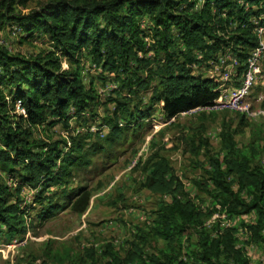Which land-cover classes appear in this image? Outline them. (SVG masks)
<instances>
[{
    "label": "trees",
    "instance_id": "trees-1",
    "mask_svg": "<svg viewBox=\"0 0 264 264\" xmlns=\"http://www.w3.org/2000/svg\"><path fill=\"white\" fill-rule=\"evenodd\" d=\"M27 1L0 0V26L5 21L17 24L25 37L43 33L48 36L50 48L23 55L0 44V171L17 172L19 178L14 200H10L11 188L0 177L1 244L11 243L27 231L19 197L22 185L40 187L35 201L48 200L38 211L42 221L62 207L59 199L74 191L56 198V191L44 196V190L66 184L73 169L88 164L85 134L53 141L33 140V127L43 122L50 126L60 122L68 127L70 119H85L99 106L106 107L113 101L111 115L104 117L109 126L104 140L111 142L155 111L171 119L181 112L210 106L219 95V82L193 74L191 64L217 61L219 52L228 47L239 62V77L257 43L252 19L264 25V0H204L198 8L194 0H46L28 12L16 8L24 7ZM143 16L149 20L144 27L140 23ZM83 50L101 72L118 78L119 86L113 90L118 96L126 90L132 98L103 97L86 85L78 64ZM62 59L67 68H62ZM144 91L150 94L143 103ZM17 101L24 112L13 120L9 112ZM224 137V156L209 157V192L228 215L254 212L248 224L250 241L264 248V168L250 169L249 159L237 156L231 137ZM95 145L94 150L102 149ZM144 169L145 185L151 192L173 196L161 208L155 233L169 241L185 236L189 242L197 233L193 264H248L236 244L234 227L212 236L211 230L203 226L208 213L198 209L190 198L176 196L183 193L182 184L166 162L151 156ZM199 186L202 188V183ZM243 191L247 197L241 194ZM76 195L75 204L85 206L88 197ZM131 245L123 260L113 256L115 264L135 262L138 243ZM88 254L93 260L92 249ZM139 264L185 262L176 254L166 253L162 259L150 253L141 254Z\"/></svg>",
    "mask_w": 264,
    "mask_h": 264
},
{
    "label": "rangeland",
    "instance_id": "rangeland-1",
    "mask_svg": "<svg viewBox=\"0 0 264 264\" xmlns=\"http://www.w3.org/2000/svg\"><path fill=\"white\" fill-rule=\"evenodd\" d=\"M43 1L46 0H28L24 7L16 8L28 12ZM203 2L194 0L197 8ZM214 10L215 7H212ZM252 20L258 23V19ZM148 22V17L143 16L140 23L144 27ZM0 44L23 55L50 48L47 35L35 32L31 37H25L18 25L10 21L0 26ZM81 52L78 64L86 85H91L103 97L132 98L126 90L118 96L113 91L119 86L118 78L114 74L101 72L91 63L88 52ZM235 58L226 47L223 52H219L217 61L192 63V72L202 77H211L215 72L221 75L230 70L227 64L233 62L234 76L226 86H235L241 76L238 77L236 68L239 62ZM61 66L67 68L65 59H62ZM216 78L220 85L222 81L218 75ZM149 94L141 92L143 103L148 100ZM258 96H261L259 101L256 100ZM249 98L253 109L264 110V64L261 78L251 89ZM113 108L114 103L111 101L106 107L99 106L92 116L80 120L70 119L68 127L60 122L51 126L43 122L31 129V139L43 141L58 140L70 134H85L88 164L73 169L66 184L52 185L44 190V196L56 191V198L66 191H74L69 197L65 195L59 199L62 207L42 221L37 217L38 211L48 200L44 199L41 203L35 201V194L40 187L33 189L27 184L22 185L19 191L20 205L25 212L28 228L25 234L11 243H0V264H72L73 261L82 264H115L113 256L123 260L133 247L132 242L138 243V257L135 262L127 264H139L140 255L150 253L162 259L166 253L176 254L177 259L183 260L185 264H193L192 250L198 249L197 233L192 234L191 242L185 236L169 241L155 233L161 208L173 196L155 194L146 187L147 172L144 166L151 156L166 162L171 173L181 182L183 193H176V196L190 198L198 209L208 213L203 226L211 230L212 236L224 228L234 227L236 244L248 243L250 236L245 238V234L250 232L248 224L253 220L254 212L228 215L209 192L211 186L207 170L210 169V156L222 158L226 152L227 142L223 134L231 137L237 156L245 155L249 159L250 169L264 168V112L247 116L227 108H195L165 119L159 111H155L139 125L123 130L120 137L109 142L104 140L109 132L104 117L110 116ZM19 112L22 110L16 102L9 115L16 120ZM96 143L102 149L94 150ZM17 175V172L0 171L1 180L11 188L13 195L10 200H14V189L19 181ZM199 183H202V188ZM233 188L238 189L237 182L233 183ZM78 193L88 197L83 207L80 203L75 204ZM225 213L228 220L221 217ZM228 222L230 225H227ZM91 249L93 260L88 254ZM243 253L248 264H261L264 249L260 246L251 254L247 251Z\"/></svg>",
    "mask_w": 264,
    "mask_h": 264
},
{
    "label": "built area",
    "instance_id": "built-area-1",
    "mask_svg": "<svg viewBox=\"0 0 264 264\" xmlns=\"http://www.w3.org/2000/svg\"><path fill=\"white\" fill-rule=\"evenodd\" d=\"M253 32L256 36L257 43L250 50L249 55L246 59L245 69L240 76V81L235 86H226V83L232 80L234 76L233 66L234 63L231 62L227 64L228 69L223 72L221 75L219 73H214L211 75V78L217 80L216 75H218V79L222 81L219 85V95L214 100L213 104L210 106L199 107V108H208V109H223L227 108L232 111L240 112L247 116H255L258 115L264 110L262 109H253L252 102L250 101V92L251 89L255 86L257 81L261 78L264 64V25L255 22V26L253 28ZM236 59V58H235ZM256 100H261V96H258ZM17 105L20 107V102L17 101ZM22 112L23 109H21ZM78 132V131H77ZM226 214H222L221 217L226 219ZM216 219V216H213ZM228 218V217H227ZM228 220V219H226ZM209 223V222H207ZM227 225H230L229 222ZM245 238L250 236V232L245 234ZM250 238V237H249ZM246 242H241L240 245H237L241 248V250L247 251L248 254L259 249L255 243L250 241V239ZM264 249V248H263ZM261 264L264 263V253L261 256L260 260Z\"/></svg>",
    "mask_w": 264,
    "mask_h": 264
}]
</instances>
